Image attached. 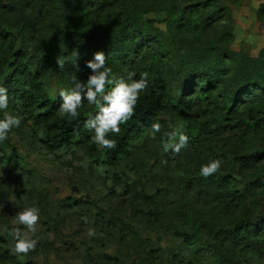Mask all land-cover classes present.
<instances>
[{
    "label": "rangeland",
    "instance_id": "obj_1",
    "mask_svg": "<svg viewBox=\"0 0 264 264\" xmlns=\"http://www.w3.org/2000/svg\"><path fill=\"white\" fill-rule=\"evenodd\" d=\"M199 1L207 3L202 10L205 13L218 11L222 15L210 26L185 28L175 36L169 14L176 7ZM50 2L38 0L21 10H10L9 0H0V25L14 33L28 28L29 35L23 37L28 43L49 29H66L67 22L59 21ZM79 12L70 17L76 27L86 23L88 29L99 28L113 15L146 27L163 45L153 56L159 57L163 72L166 63L174 67L187 59L195 62L205 53L213 55L225 49L255 57L264 47V0H114L97 14ZM24 44L19 38L16 47ZM31 62L33 69L39 67L41 91L57 94L61 88L73 86L66 75L49 66L42 70L41 60ZM130 71L136 73L134 79L144 73L122 67L113 74L126 78ZM153 75L159 76L151 73L147 80ZM32 131L33 138L19 134ZM227 131L181 157L165 151L162 140L150 133L115 164L95 143L50 153L39 143L42 130L37 126L29 123L23 131L13 128L0 156L18 154L23 166L19 160L13 166H0V237L4 240L0 241V264H211L219 252L228 257L224 247L210 250L205 243L194 259L187 251L178 250L177 234L196 229L207 240L214 233L230 230L234 219L264 216V189L251 184L263 171L264 156L255 165L233 160L235 154L264 150V128L235 134ZM212 159H221L222 166L206 180L219 182L227 175L234 197H226L221 189H216L217 194L206 192L197 182L200 166ZM33 205L40 209V221L36 232L28 235L38 243L27 256L17 257L10 252L13 241L8 231L19 227L27 232L15 223L14 215ZM129 225L138 239L126 228ZM89 229L96 235L90 237ZM237 264H264V254L247 253Z\"/></svg>",
    "mask_w": 264,
    "mask_h": 264
},
{
    "label": "trees",
    "instance_id": "obj_2",
    "mask_svg": "<svg viewBox=\"0 0 264 264\" xmlns=\"http://www.w3.org/2000/svg\"><path fill=\"white\" fill-rule=\"evenodd\" d=\"M37 1L9 0L8 7L10 10H21ZM50 1L59 21L67 22L66 29H49L40 39L33 38L28 43V40H23L24 36L29 35L28 28L23 27L19 33H14L0 25V86L8 89L9 99L8 108L0 110V118H3L5 111L18 117L21 124L15 129L20 131L28 127L29 123L37 126L42 130L39 143L47 152L93 144L91 137L94 132L86 129L84 124L89 116L95 114L96 109L85 101L79 110V117L61 118L58 115L61 98L58 93H45L38 89L39 67L33 69L31 60L37 64L41 60L42 70L49 66L55 72L66 75L71 82L74 73L83 81L80 76L87 79L91 73L86 62L93 60L98 51L105 53L106 66L112 70L124 67L126 70L138 69L148 72V75H159L149 79L147 89L140 94L132 119L120 126L118 135L109 134L108 138L116 141V147L105 149V153L111 162L116 161L115 164L152 133V123L161 125V131L155 134V139L163 140L167 133L177 128L187 136V143L179 152L169 150L174 157L193 154L204 142L227 130L235 134L238 131L254 132L264 128V47L255 57L225 49L213 55L205 53L195 62L187 59L174 67L166 63L163 72L157 63L159 57H153L163 45L156 35L138 22L129 18L122 20L113 15L114 18L109 19L111 23L99 28L88 29L86 23L76 27L71 23L70 17H73L74 12L80 11L81 15L88 12L97 14L109 8L114 0ZM205 5L207 3L199 1L188 7H176L169 14L174 35L178 36L191 27L203 29L222 15L218 11L205 13L202 11ZM19 38L25 42V47H16ZM76 52L79 53L78 57L74 55ZM57 58L64 61L63 68L56 64ZM163 115H167V118H162ZM19 134L24 139L33 138V131ZM3 142H0V150L3 149ZM263 156L264 150L252 151L235 154L233 160L240 165H255ZM20 158L18 154L6 158L0 156V166L3 163L13 166V162L18 160L22 165ZM262 170L261 175H255L251 182L255 188L264 189V164ZM195 178L206 192L217 194L219 191L216 189H221L226 197L235 196L227 175L222 176L219 182L213 179L200 181L203 178L201 176ZM113 224L117 225L115 222ZM126 228L136 239L139 238L134 228L130 225ZM177 234L180 244L178 250L187 251L189 256L196 257L194 259L199 257V250L204 249L205 243L210 250L224 247L229 256L219 252L216 262L212 261L211 264H237L240 263V256L247 253L264 254V216L255 220L246 217L234 219L230 230L214 233L207 240L196 229L189 233L177 231ZM0 241H4L2 237Z\"/></svg>",
    "mask_w": 264,
    "mask_h": 264
},
{
    "label": "clouds",
    "instance_id": "obj_3",
    "mask_svg": "<svg viewBox=\"0 0 264 264\" xmlns=\"http://www.w3.org/2000/svg\"><path fill=\"white\" fill-rule=\"evenodd\" d=\"M74 55L78 57L79 53L76 52ZM56 64L59 68L64 67V61L59 58L56 59ZM86 67L91 70L86 81L79 80L74 73L71 78L73 86L70 89L59 90L58 95L62 103L58 115L61 118H77L85 101L89 105H94L96 112L87 118L84 127L94 132L91 140L98 148L114 149L116 141L108 138L109 134L118 135L121 131L120 126L126 124L135 115L140 94L148 87V74L142 73L139 79H134L136 73L131 71L127 73L126 78L113 74L112 68L106 66V56L103 51L96 52L94 59L86 62ZM8 102V89L0 86V110L7 109ZM20 124L21 120L18 117L5 111L3 118H0V142L5 141L12 129L19 127ZM151 131L154 138L155 134L161 131V125L152 123ZM187 139V136L177 128L166 134L162 146L165 151L179 152L187 143ZM221 166V159H212L200 166L199 175L207 179L218 173ZM178 175L182 176L183 172L180 171ZM82 219L87 223L86 217ZM14 220L17 225L27 229V232H22L19 227L8 231L13 241L10 252L17 257L27 256L35 250L38 243L37 240L30 238L28 233L36 232V226L40 221V209L35 205L20 208L14 215ZM88 235L95 236V230L89 229Z\"/></svg>",
    "mask_w": 264,
    "mask_h": 264
}]
</instances>
